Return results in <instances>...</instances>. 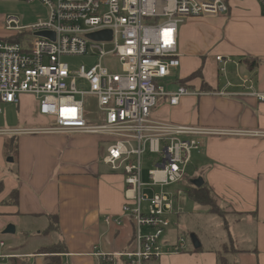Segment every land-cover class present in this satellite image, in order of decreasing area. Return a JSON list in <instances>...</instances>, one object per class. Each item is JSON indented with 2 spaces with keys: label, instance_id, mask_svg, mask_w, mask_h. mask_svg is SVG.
Wrapping results in <instances>:
<instances>
[{
  "label": "crops",
  "instance_id": "1",
  "mask_svg": "<svg viewBox=\"0 0 264 264\" xmlns=\"http://www.w3.org/2000/svg\"><path fill=\"white\" fill-rule=\"evenodd\" d=\"M229 5L226 15L187 19L179 29L181 80L201 71L188 86L202 94L184 97L175 107L164 101L161 119L216 132L201 139L191 180L202 178L233 218L211 247L200 241L199 252L168 253L147 264H219L222 253L231 264H264V102L251 95L264 94V13L257 0H231ZM30 97L21 100H28L24 111L19 104L0 103L19 112L17 128L0 130V254L11 256L1 264H11L12 258L47 264L52 256L61 264H98L95 254L131 250L133 221L105 223L106 217L122 216L125 204L124 177L100 159L106 143L91 135L15 133L37 129L33 125L47 119ZM7 141L12 160L5 152ZM41 220L45 228L37 226ZM10 225L15 233L4 234ZM8 235L25 243L7 247ZM50 235L49 245L41 243ZM239 243L248 248H235ZM58 246L65 253H43Z\"/></svg>",
  "mask_w": 264,
  "mask_h": 264
},
{
  "label": "built area",
  "instance_id": "2",
  "mask_svg": "<svg viewBox=\"0 0 264 264\" xmlns=\"http://www.w3.org/2000/svg\"><path fill=\"white\" fill-rule=\"evenodd\" d=\"M38 1L49 10L46 21L25 28L13 17L5 21L9 35L0 38V103L19 104V96H31L50 124L14 132L91 135L107 143L103 162L124 177L125 204L122 216L106 217L105 223L121 226L128 218L135 234L131 250L95 254L98 264L158 263L168 253L189 252L185 237L165 236L171 218L182 212L181 192L167 188L186 180L193 153L202 149L201 139L216 132L156 120L152 111L159 99L175 107L184 97L202 94L171 81L181 64L180 25L187 19L226 15L231 0ZM257 1L264 13V0ZM104 31L112 33L110 41L88 38ZM111 44L113 50L105 52L104 46ZM89 51H99V63L89 70L82 66L72 71L63 62L65 56ZM107 58L115 64L104 65ZM251 95L264 102V94ZM87 97L103 116L98 123L87 119ZM10 257L0 254V264Z\"/></svg>",
  "mask_w": 264,
  "mask_h": 264
},
{
  "label": "rangeland",
  "instance_id": "3",
  "mask_svg": "<svg viewBox=\"0 0 264 264\" xmlns=\"http://www.w3.org/2000/svg\"><path fill=\"white\" fill-rule=\"evenodd\" d=\"M15 18L18 19L20 22V27H32L39 22L46 21L49 17V10L48 8L40 3L38 0H35L34 2L28 3L25 0H0V35L1 36H7L9 33L5 30V21L9 18ZM184 24L180 25V28L183 27ZM105 52H111L113 50V45H106L103 48ZM63 62L67 63L72 71H79L82 66L85 67V69L89 70L92 66L99 63V51L91 52L89 51L88 54L83 56H65L63 58ZM115 64V61L111 58H107L104 61V65H107L108 67H111ZM183 77V72L181 68L175 70L173 73V77L171 78L172 82L177 83L180 81ZM173 88V86L171 87ZM83 89H87V86H84ZM23 97H30L27 95H21L19 96L20 101ZM32 98V97H30ZM87 106H86V112H87V119L90 120L91 123H98L101 118L103 117L99 111L97 110V107L95 105V101L91 97H87ZM164 103L163 99H159L156 107L152 111V118L156 120H163L161 119L162 116H165V112L161 109L162 104ZM28 100L19 103V106L21 107L22 111H24V108L27 107ZM1 110H3L0 113V130L2 129H8V128H17L18 122H19V112L14 108H8L5 105L0 106ZM168 121V120H167ZM172 123V121H169ZM49 119H44L42 122L38 125H33L35 128H43L46 126H49ZM107 143L103 146L102 149L105 150L103 155H101L102 159L104 157V154L106 153L107 149ZM198 152H194L192 156V162L188 166L187 169V178L185 181L179 183L176 186L167 188V191H180L181 192V208L182 212L179 216L171 218L172 226L169 229V231L165 234L167 236L168 234L175 236L180 235L185 237L186 241L189 245V250L191 251L193 249V244L191 240V235L195 234L198 235L199 240L202 242V244L208 248L212 246V243L214 240L217 239V234L221 233L222 230L226 229L227 225L229 224L228 219L231 220L233 218L232 213L228 211L227 209L221 208L218 203L217 206L220 209L221 214H215L209 211L208 207L202 206L200 204H197L193 201H191L188 197V190L189 186L192 185V178L195 175V160L197 159ZM150 156V155H148ZM12 160V158H9ZM13 165V164H10ZM110 168V167H109ZM111 169V168H110ZM148 167L144 168V175L146 176ZM222 209V210H221ZM223 225V226H221ZM37 226H42L45 228L46 221L41 220L37 222ZM20 234V233H19ZM54 237L53 235H50L46 238H44L41 243L44 245H49L53 241ZM7 247L13 246L15 241L17 243L23 244L25 243L24 238L17 236V240H14L10 235L6 236L4 239ZM39 242V240H37ZM37 241L32 240V243H37ZM232 247V246H231ZM228 245L225 249L228 251L233 250V247ZM235 248H242L246 249L248 248L246 245H241L239 243V247L235 245Z\"/></svg>",
  "mask_w": 264,
  "mask_h": 264
},
{
  "label": "trees",
  "instance_id": "4",
  "mask_svg": "<svg viewBox=\"0 0 264 264\" xmlns=\"http://www.w3.org/2000/svg\"><path fill=\"white\" fill-rule=\"evenodd\" d=\"M200 76H202L201 71L196 72L189 79L178 81V84L189 88L188 82L193 80V79H197ZM203 86H205V84H203ZM10 144H11L10 141L6 142L5 152H6V155L8 157H11L13 159V156H10V153H11ZM2 188H3V184L0 183V192H1ZM187 194H188V197L191 201H193L197 204H200L202 206L208 207L210 209V212H212V213H215L218 215L221 214L220 209L217 206V200L215 198V195L213 194L212 190L209 189L205 184L201 188H196L193 185H190ZM51 219H52V221H55L54 222L55 225H58V217L57 216L51 217ZM227 227H228V225H227ZM201 250H202V247L198 250H195L193 248L194 252H199ZM225 250H226V252H230L227 249H225ZM65 251H66L65 247L58 246V247L52 248V249H44L43 253L48 254V255L62 254V253H65ZM226 255H227V253H222V255H220L219 264H231L229 261V258ZM9 261L11 264H31L30 261H26L24 259H19V258H12ZM47 261H48L47 264H61V261L59 260L58 256L48 257Z\"/></svg>",
  "mask_w": 264,
  "mask_h": 264
},
{
  "label": "water",
  "instance_id": "5",
  "mask_svg": "<svg viewBox=\"0 0 264 264\" xmlns=\"http://www.w3.org/2000/svg\"><path fill=\"white\" fill-rule=\"evenodd\" d=\"M39 36H52L54 38V35L49 33H39ZM88 38L94 41H110L112 39V33L110 31H104L96 34H91L88 36ZM192 185L196 188H201L204 186V180L202 178L195 179L192 181ZM14 233H15V227L13 225L8 226L7 229L4 231V234H14ZM191 240H192L193 248L195 250H198L202 247L199 238L195 234L191 235Z\"/></svg>",
  "mask_w": 264,
  "mask_h": 264
}]
</instances>
